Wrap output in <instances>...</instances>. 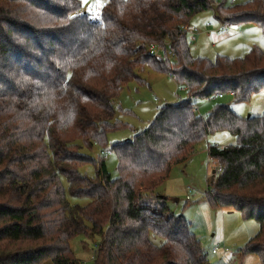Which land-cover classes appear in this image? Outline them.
<instances>
[{
    "label": "trees",
    "instance_id": "obj_1",
    "mask_svg": "<svg viewBox=\"0 0 264 264\" xmlns=\"http://www.w3.org/2000/svg\"><path fill=\"white\" fill-rule=\"evenodd\" d=\"M208 11L264 34V0H108L100 20L82 0H0V264H81L70 245L81 235L100 240L95 264H211L157 191L220 131L237 144L209 146L218 169L205 198L259 224L239 253L264 264V114L244 119L223 103L205 118L194 110L219 94L250 102L264 90V51L194 57L186 27ZM146 69L173 76L188 99L163 105L146 130L111 148L113 179L106 158L82 151H105L108 135L127 128L116 103ZM88 164L94 178L80 173ZM67 192L90 202L71 205Z\"/></svg>",
    "mask_w": 264,
    "mask_h": 264
},
{
    "label": "rangeland",
    "instance_id": "obj_2",
    "mask_svg": "<svg viewBox=\"0 0 264 264\" xmlns=\"http://www.w3.org/2000/svg\"><path fill=\"white\" fill-rule=\"evenodd\" d=\"M215 7L223 0H214ZM233 0H225L231 4ZM250 0H236L235 4L246 3ZM83 2L84 11L88 12L94 20H100V10L108 0H87ZM94 12V13H93ZM211 25H207V24ZM211 26V27H210ZM221 24L214 19V12L208 11L196 15L190 23V29L198 30L196 40L189 38L191 53L196 58L216 60L218 56L232 58H244L252 49L258 48L264 51V34L254 24L243 26L230 25L229 33H218ZM213 34L210 38L208 34ZM191 36V34H189ZM168 57L173 60L170 53ZM156 56H164L159 52ZM143 82L133 81L122 92L116 106L118 111L116 118L126 123L127 128L120 132H112L108 135L105 160L107 169L113 179L118 177V159L111 148L118 143L133 139L139 131L146 130L157 116L158 109L166 104H174L188 99L185 89L178 85L171 75H164L146 69L140 75ZM197 114L207 117L214 107L223 103L240 117H258L264 114V90L255 94L250 102L236 103L232 95H225L223 99H199L194 101ZM237 144L236 137L226 131L212 134L207 140L200 143L191 154L188 161L174 167L169 179L158 189L161 195L169 200L168 204L176 215L184 216L190 225L192 233L201 242L208 255L211 264H261L255 255L245 258L239 253L253 237L259 232V224L254 220H246L241 214L228 210L214 209L205 198L208 191V179L218 169L217 163L209 157L208 148L217 145L226 148ZM83 154L98 160L102 150L95 147L92 150H84ZM82 175L94 178L96 176L93 164H88L80 169ZM69 192V185L65 183ZM66 193L71 205L86 206L88 198H76ZM188 196H190L188 201ZM97 239H88L85 235L76 237L71 241V249L81 264H95V253L98 248ZM230 249L228 257L222 254L215 255L212 250L218 245Z\"/></svg>",
    "mask_w": 264,
    "mask_h": 264
},
{
    "label": "built area",
    "instance_id": "obj_3",
    "mask_svg": "<svg viewBox=\"0 0 264 264\" xmlns=\"http://www.w3.org/2000/svg\"><path fill=\"white\" fill-rule=\"evenodd\" d=\"M235 2H236V0H233V1H232V3H235ZM218 5H219V4H218ZM209 25H210V24H208V26H209ZM229 26H230V25H228V24L221 23V27H220V29H219V32H222V33H228V32H229ZM186 30L188 31V33L191 34V40H192V41H195V40H196L197 33H199L198 30L195 29L194 32H192V31H190L189 27H186ZM159 52H162V51L159 50V49H157V48H153L152 53H153L154 55H157ZM217 98L221 99V98H223V95H222V94H219V95L217 96ZM197 109H198V108L195 106V107H194V110L197 111ZM101 155H102L104 158H107L109 154H108V152H106V151H102ZM189 198H190V196H188V201H189ZM220 250H221L224 254H228V253L230 252V249H229V248H227V247H225V246L223 247V246H221V245H218L217 247H215V248L212 250V253L216 255V254H218V252H220Z\"/></svg>",
    "mask_w": 264,
    "mask_h": 264
},
{
    "label": "crops",
    "instance_id": "obj_4",
    "mask_svg": "<svg viewBox=\"0 0 264 264\" xmlns=\"http://www.w3.org/2000/svg\"><path fill=\"white\" fill-rule=\"evenodd\" d=\"M214 19H215V16H214ZM215 20H216V19H215ZM216 21H217V20H216ZM218 23L221 24V22H219V21H218ZM209 24H210V23H209ZM207 25H208V24H207ZM210 25H211V24H210ZM242 26H243V25H242ZM210 27H211V26H210ZM229 28H230V26H229ZM189 29H190V26H189ZM190 31H191V29H190ZM218 33H222V32H219V31H218ZM228 33H229V32H228ZM228 33H226V34H228ZM189 34H190V33H189ZM212 36H213L212 33H211V34H208V37L211 38ZM189 37H190V40H191V36H190V35H189ZM196 113H197V112H196ZM178 166H179V165H178ZM175 167H176V166H175ZM173 169H174V168H173ZM164 196H165V195H164ZM219 245H220V244H219ZM221 252H222V251H221ZM229 253H230V252H229ZM229 253H228V254H229ZM218 254H219V252H218ZM222 254H224V253L222 252ZM228 254H224V256H225V257H228ZM216 255H217V254H216Z\"/></svg>",
    "mask_w": 264,
    "mask_h": 264
},
{
    "label": "snow or ice",
    "instance_id": "obj_5",
    "mask_svg": "<svg viewBox=\"0 0 264 264\" xmlns=\"http://www.w3.org/2000/svg\"><path fill=\"white\" fill-rule=\"evenodd\" d=\"M85 3H87V0H84Z\"/></svg>",
    "mask_w": 264,
    "mask_h": 264
}]
</instances>
